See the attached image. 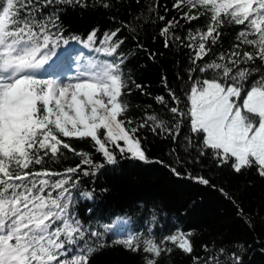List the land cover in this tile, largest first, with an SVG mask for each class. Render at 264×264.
Wrapping results in <instances>:
<instances>
[{"label":"snow or ice","instance_id":"snow-or-ice-1","mask_svg":"<svg viewBox=\"0 0 264 264\" xmlns=\"http://www.w3.org/2000/svg\"><path fill=\"white\" fill-rule=\"evenodd\" d=\"M120 2L0 0V264H90L92 255L108 246L110 232L116 237L112 243L142 253L141 264H159L162 255L173 251L169 244L192 254V230L174 226L160 235L147 227L117 233L112 225L80 218L75 210L80 198L94 199L95 189L79 190L81 176L96 177L124 158L151 162L143 146L148 134L170 141L166 155L176 166H166L175 177L224 194L255 231L253 217L203 175V162L209 160L215 169L227 167L234 175L254 170L264 180V0H173L171 9L164 6L165 15H159L161 5L154 0L130 13L127 21L112 15L119 26L102 35L98 26L84 38L65 35L61 17L68 8L111 12ZM145 9L155 17L149 22L160 24L164 48L186 52L183 63L176 61L177 87L170 86L167 74L161 77L165 94L153 97L161 111L147 105L141 116L132 118L126 99L130 84L152 94L125 71L129 50L121 51L126 43L121 31L150 60L163 55L149 52L140 41L148 19ZM170 11L177 15L169 18ZM226 26L238 27L227 49L222 43ZM73 43L88 54L72 49ZM69 138L90 141L100 159L77 150ZM63 150L79 163L56 170L50 165L67 158ZM195 165L200 174L189 170ZM209 247L202 245L205 252ZM225 253L219 248L205 264H218ZM200 259L193 256L194 264ZM228 264H243V258L233 251Z\"/></svg>","mask_w":264,"mask_h":264},{"label":"trees","instance_id":"trees-1","mask_svg":"<svg viewBox=\"0 0 264 264\" xmlns=\"http://www.w3.org/2000/svg\"><path fill=\"white\" fill-rule=\"evenodd\" d=\"M150 2L154 0H141L140 5H137L135 0H121L111 12L102 8L96 10L68 8L61 17L63 25L68 30L65 35L76 34L84 38L97 26L102 35L104 30L119 26L111 20L112 15H116L119 21H127L130 19V13H137ZM172 3L173 0H159L161 5L159 15H165L164 6L171 9ZM145 14L148 19L142 18L146 27L140 31V41L149 52L154 51L163 55H157L155 61L150 60L148 53L143 50L137 52L131 36L126 31H121L120 36L126 38L121 51L129 50L125 71L137 84L146 86L145 92L152 94L151 96L142 94L130 84L132 93L126 99L131 106L127 115L132 118L141 116V110L147 105H152V109L157 112L161 111L162 106L156 105L153 100L154 96L165 94L161 77L167 74L170 86L176 88L178 83L175 79L176 61L183 63L185 60L186 50L175 49L173 52L164 48L163 41L158 35L160 24L149 22L155 17L147 13L146 9ZM176 15L175 11H170L168 17ZM202 23L203 20L195 22L197 25ZM181 24H184V21H181ZM237 31V26H226L223 29L222 43L225 49L234 41ZM153 36H156L155 40ZM146 132L147 130L141 134L144 135ZM68 142L77 150L92 152L94 159H100L99 154L91 148L90 141L69 138ZM169 144L170 141L164 142L148 134L143 146L151 162L124 158L120 159L117 165L106 166L96 177L81 176L79 190L95 189V192L92 200L79 199L75 210L80 218L87 220L91 217L93 220H99L101 224L111 225L115 217H121L128 222L127 230L142 232L145 228L151 227L154 232L159 230L160 235L169 234V230L174 229V226L194 232L191 237L194 246L192 254H185L169 244L168 247H172L173 251L168 255H162L159 264H194L193 256L200 257V264H205L207 257L214 255L221 247L226 249V253L218 257V264H228V257L233 251L242 256L243 264H264V252L261 251L264 244L256 242L257 239L264 240V225L261 224V219L264 218V180H261L254 170L234 175L227 167L215 169L209 160L203 162V175L211 177L212 184L224 188L229 196L235 198L236 204L253 217L255 231H252L238 217L231 199L212 187L195 183L190 179L177 178L169 171L166 165L176 166L175 159L166 155ZM63 151L67 158L62 159L59 164L50 165L56 170L79 163L78 157L67 150ZM181 155L183 156V153ZM157 160L164 163L155 162ZM199 169V165L189 168L194 175L200 174ZM104 188L108 191H102ZM89 208L93 210L91 214L88 212ZM157 209L155 220H152L153 211ZM115 238L111 232L108 234L106 237L108 246L94 253L90 264H141L142 253H133L112 243ZM203 244L210 245L208 252L202 248ZM239 244H243L244 248H239ZM213 264H217V261Z\"/></svg>","mask_w":264,"mask_h":264},{"label":"rangeland","instance_id":"rangeland-1","mask_svg":"<svg viewBox=\"0 0 264 264\" xmlns=\"http://www.w3.org/2000/svg\"><path fill=\"white\" fill-rule=\"evenodd\" d=\"M71 48H72V49H81L82 51L85 52V54H88V50H87V49H84L81 45H78V46H76V47H73V46L71 45ZM73 54H75V53H73ZM69 63H71V61H69ZM74 67H75V66H74V64H73V70H74ZM69 74L71 75L72 72L70 71Z\"/></svg>","mask_w":264,"mask_h":264},{"label":"bare ground","instance_id":"bare-ground-1","mask_svg":"<svg viewBox=\"0 0 264 264\" xmlns=\"http://www.w3.org/2000/svg\"><path fill=\"white\" fill-rule=\"evenodd\" d=\"M122 224H124V222L122 220L116 218L114 223H113V227H115V226L118 227L119 225H122Z\"/></svg>","mask_w":264,"mask_h":264}]
</instances>
